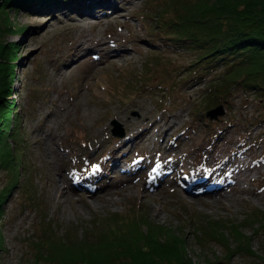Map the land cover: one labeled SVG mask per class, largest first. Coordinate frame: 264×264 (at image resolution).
I'll use <instances>...</instances> for the list:
<instances>
[{"label":"rangeland","instance_id":"obj_1","mask_svg":"<svg viewBox=\"0 0 264 264\" xmlns=\"http://www.w3.org/2000/svg\"><path fill=\"white\" fill-rule=\"evenodd\" d=\"M112 1L111 9L104 0H0V85L9 88L0 99V264L118 256L116 264H264V125L254 94L226 106L217 124L198 118L205 85L192 78L196 67L186 70L196 53L170 46L175 27L162 25L180 5ZM89 2L95 12L85 21ZM194 3L222 12L216 2ZM113 9L115 18L93 25ZM84 36L127 52L81 54ZM114 121L124 136L113 134ZM129 126L149 135L121 149ZM227 160L218 177L235 189L215 198L195 187L194 173ZM65 170L84 174L88 190L59 199ZM156 178L165 179L159 191L149 186Z\"/></svg>","mask_w":264,"mask_h":264},{"label":"trees","instance_id":"obj_2","mask_svg":"<svg viewBox=\"0 0 264 264\" xmlns=\"http://www.w3.org/2000/svg\"><path fill=\"white\" fill-rule=\"evenodd\" d=\"M207 1L216 2L215 10L221 9L222 12L211 13L210 8L203 9L199 7L202 5L194 3V0H170L171 5L180 6L179 10L175 6L176 13L168 17L169 22L165 21L162 24L168 28L175 27L174 31L165 36H169L168 42L176 40L175 46L170 45L174 49L181 48L196 53L197 60L191 62L186 70L196 67L192 78L205 85L204 96L200 98L203 110L226 104L231 111L236 98L254 94L258 106L256 124L264 125V0H242L238 4L236 3L240 0ZM244 4L246 7L241 12L240 9L234 8L235 6L240 8ZM163 8L165 9V5ZM230 8L232 9L229 12ZM160 9L161 7L156 5L154 10L158 12ZM206 10L209 13H205ZM203 16L210 18L209 24ZM178 42L187 44L188 49H184L185 46ZM212 71H215V75L210 77ZM6 85H0L1 100H4L1 95L9 89ZM2 103L0 101V106ZM197 113L198 118L205 117V114ZM44 230L43 236H46L48 232L46 228ZM46 238L55 240L52 236ZM116 247L120 249V243ZM110 255L106 253V258ZM117 260L120 261V256ZM116 261L113 264H116Z\"/></svg>","mask_w":264,"mask_h":264},{"label":"bare ground","instance_id":"obj_3","mask_svg":"<svg viewBox=\"0 0 264 264\" xmlns=\"http://www.w3.org/2000/svg\"><path fill=\"white\" fill-rule=\"evenodd\" d=\"M96 2V1H95ZM104 3L107 7L109 8H113L112 5H114V1L112 0H104ZM94 5V2H89V5L85 7L84 11L87 12V14L83 17H85V21H90L91 16L94 15L93 10L90 8ZM121 6V9L126 10V6ZM108 13V14H107ZM105 13V15L103 17H97L95 18V20H93V25H101L104 21H106L108 19V17L110 18H115V10L113 9V12H107ZM104 14V13H103ZM119 14V13H118ZM108 15V16H107ZM45 18L43 16H41L39 19H37V21H39L40 23L43 21L44 23ZM109 20V19H108ZM78 44L76 47H78V50L82 53L86 52V51H90V52H96V56L99 57L102 53L107 52L110 55V51L112 53L115 54V56L119 57L121 55H124L127 50L126 49H118V43H114V42H107L105 40H102V38L100 37H89L87 38L86 36L81 37L80 39H78ZM123 52V53H122ZM111 53V54H112ZM175 126H169L168 130H174ZM129 132H133L130 133L132 134L129 135L128 137L124 138V139H120L121 144L119 143V147L125 148L128 145L131 144H135L137 142L138 139L142 138L143 136L146 137V135H149V128H143L141 131H138L137 128H134L133 126H129ZM52 141L54 142V140L56 139V137H52ZM137 139V140H136ZM96 145V144H95ZM102 148L101 144H98L95 148V154L93 156V160L97 159V154L98 151ZM167 149H171V146L168 144L166 146ZM54 149V148H53ZM206 164L210 165V158L207 159ZM217 166H212L211 169L213 171V169H215V171H213L212 173H209L210 171H201V173H194L192 175V182H194L193 184L195 185V187H199L202 186L203 188H199V190H203L205 192V194L207 196L209 195H215V198L217 197H223V190L225 189H235L237 186L234 182V180L228 184V186H226L224 183H221V176L226 170L229 164H231V162H229L228 160L225 162L224 164H220L217 163ZM224 165V166H222ZM221 166V167H219ZM146 166H143L142 169H144ZM230 167V166H228ZM170 167L165 164L161 169L162 170H166L169 169ZM226 168V170H225ZM175 172H185V169H183V167L179 164H177L174 168ZM100 172H102V170H99ZM227 176L229 178H233L234 177V170L233 169H228L227 171ZM63 187L60 186V189L57 191V197L60 199L61 196H67L68 192H79L82 193L83 191H87V186H86V179L87 177L83 175L81 176H76V177H72L70 175V173L68 172V170H65L63 172ZM105 173V172H104ZM106 174V173H105ZM108 174V173H107ZM165 184V179L164 178H156V180H154L153 184H149V186L154 189V191H159L160 188H163ZM66 190V192L64 191ZM188 192L191 194H194V191H191V188L188 189Z\"/></svg>","mask_w":264,"mask_h":264},{"label":"water","instance_id":"obj_4","mask_svg":"<svg viewBox=\"0 0 264 264\" xmlns=\"http://www.w3.org/2000/svg\"><path fill=\"white\" fill-rule=\"evenodd\" d=\"M226 114L225 106L224 104H221L213 109H210L207 111L206 116L213 121H217L220 117L224 116ZM115 125L113 129V133L117 137L124 136V132L121 129V125L118 121H114L113 123Z\"/></svg>","mask_w":264,"mask_h":264}]
</instances>
